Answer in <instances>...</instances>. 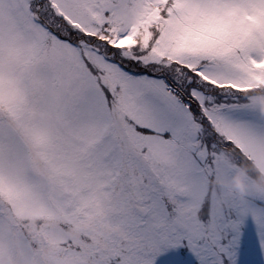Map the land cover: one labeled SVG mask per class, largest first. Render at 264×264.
Instances as JSON below:
<instances>
[{"label": "snow or ice", "instance_id": "1", "mask_svg": "<svg viewBox=\"0 0 264 264\" xmlns=\"http://www.w3.org/2000/svg\"><path fill=\"white\" fill-rule=\"evenodd\" d=\"M261 144L264 0H0V264H264Z\"/></svg>", "mask_w": 264, "mask_h": 264}, {"label": "clouds", "instance_id": "2", "mask_svg": "<svg viewBox=\"0 0 264 264\" xmlns=\"http://www.w3.org/2000/svg\"><path fill=\"white\" fill-rule=\"evenodd\" d=\"M252 161L251 165L239 166L230 178L224 173L217 177L213 181L217 190L231 188L240 197L264 195V144L253 150ZM250 169L256 172L254 177L249 175ZM226 202V197L221 195L217 201V207L222 206Z\"/></svg>", "mask_w": 264, "mask_h": 264}, {"label": "rangeland", "instance_id": "3", "mask_svg": "<svg viewBox=\"0 0 264 264\" xmlns=\"http://www.w3.org/2000/svg\"><path fill=\"white\" fill-rule=\"evenodd\" d=\"M237 171V169L236 170H234V171H232L229 175H227L229 178L235 173Z\"/></svg>", "mask_w": 264, "mask_h": 264}]
</instances>
